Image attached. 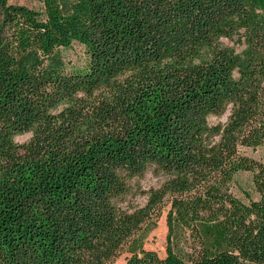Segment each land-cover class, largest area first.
Listing matches in <instances>:
<instances>
[{
    "label": "trees",
    "instance_id": "obj_1",
    "mask_svg": "<svg viewBox=\"0 0 264 264\" xmlns=\"http://www.w3.org/2000/svg\"><path fill=\"white\" fill-rule=\"evenodd\" d=\"M37 1L0 0V264H263L264 162L242 149L264 143V0ZM152 165L168 179L118 208ZM166 200L161 257L139 234Z\"/></svg>",
    "mask_w": 264,
    "mask_h": 264
},
{
    "label": "rangeland",
    "instance_id": "obj_2",
    "mask_svg": "<svg viewBox=\"0 0 264 264\" xmlns=\"http://www.w3.org/2000/svg\"><path fill=\"white\" fill-rule=\"evenodd\" d=\"M13 3L26 4L29 7L36 9L41 8L42 4L37 0H10ZM219 44L223 47H230L234 51L240 53L245 47V38L242 33L235 34L232 37H223L219 40ZM82 46L78 43H74L71 48L63 50L65 55V62L67 68H72L73 65H80L83 63L84 55L82 52ZM226 115L218 116L212 115L209 118L210 123L217 121H224ZM31 131L25 133H20L15 136V141L18 144L26 143L32 136ZM242 153L247 154L250 157H253L257 160L264 162V143L257 148H247L242 149ZM168 176L163 173L161 170L156 168L154 165L147 168L142 174L137 175L134 178L129 179L128 185L129 189L126 194H123L121 197L115 199V203L118 208L121 210H126L128 212H134L144 206L149 197V191L152 189L159 188L166 180ZM230 189L233 194L240 198L242 201L247 200V196H250L254 199L258 198V194L254 189L253 185V173L247 170L239 171L234 176ZM169 209V201H165L162 205L161 214L154 218L153 222L154 228L146 232L143 229L139 236L143 238V247L152 251H156L161 257L166 255V234H167V222L166 214ZM130 254L126 251H123L117 258H115L109 264H124L126 258ZM264 264V263H263Z\"/></svg>",
    "mask_w": 264,
    "mask_h": 264
}]
</instances>
